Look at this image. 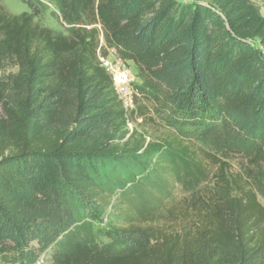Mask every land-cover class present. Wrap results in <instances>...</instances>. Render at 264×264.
I'll use <instances>...</instances> for the list:
<instances>
[{"label":"trees","instance_id":"16d2710c","mask_svg":"<svg viewBox=\"0 0 264 264\" xmlns=\"http://www.w3.org/2000/svg\"><path fill=\"white\" fill-rule=\"evenodd\" d=\"M25 1L12 13L0 0L2 263L264 264L256 0H47L65 32L40 22L45 0ZM111 48L162 94L172 130L130 129L150 118L102 65ZM198 143L215 150L211 184L145 213L118 193L150 169L168 180L163 154L197 161ZM91 218L107 240L79 231Z\"/></svg>","mask_w":264,"mask_h":264},{"label":"rangeland","instance_id":"374dc122","mask_svg":"<svg viewBox=\"0 0 264 264\" xmlns=\"http://www.w3.org/2000/svg\"><path fill=\"white\" fill-rule=\"evenodd\" d=\"M1 2L12 13L30 11V7L25 0H1ZM45 3L47 8L42 7L44 11L39 18L40 22L58 31L65 32V27L56 14L55 5L47 0H45ZM256 3L264 15V0H256ZM262 49L264 50V47ZM113 55H115V52ZM126 65L132 72L134 89L138 93V104L144 106L145 117L150 118L145 120L137 114L136 120L129 124L130 129L132 130L137 126L139 129H147L155 136L172 130L173 127L169 124L168 117L173 111L163 100L162 94L155 90L152 81H144L139 78L137 66L133 61L126 62ZM141 124L144 125L140 126ZM197 145H199V158L197 161L173 152L163 154L171 166V177L168 180L148 169L150 175L145 172V174H140L136 178L128 176L127 182L118 181L116 184L118 193L137 211L145 213L151 210H160L165 204L183 199L191 195L192 192L202 189L204 185L211 184L212 157L215 150L206 146L203 149L202 143ZM203 161L207 166H203ZM239 161L238 156L231 158V162L234 164ZM260 200L264 204L263 196H260ZM84 230H89L97 240L105 241L110 237V234L105 232V225L95 218L81 222L79 231L83 232ZM0 264H3L1 259Z\"/></svg>","mask_w":264,"mask_h":264},{"label":"built area","instance_id":"2783aa9c","mask_svg":"<svg viewBox=\"0 0 264 264\" xmlns=\"http://www.w3.org/2000/svg\"><path fill=\"white\" fill-rule=\"evenodd\" d=\"M114 52L117 55L115 48L109 49V54L107 56L100 55V60L102 65L112 75L114 84L125 106L132 108L134 107V98L138 95L134 89L132 72L126 65V61L118 55H113Z\"/></svg>","mask_w":264,"mask_h":264}]
</instances>
